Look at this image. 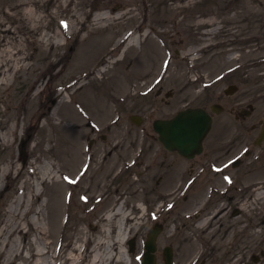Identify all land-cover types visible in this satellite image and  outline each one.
Masks as SVG:
<instances>
[{
  "label": "rangeland",
  "instance_id": "rangeland-1",
  "mask_svg": "<svg viewBox=\"0 0 264 264\" xmlns=\"http://www.w3.org/2000/svg\"><path fill=\"white\" fill-rule=\"evenodd\" d=\"M2 40V60L22 70L0 77L11 75L12 82L0 85V138L9 136L7 143L0 139V239L9 205L23 196L17 216L30 217L23 223L27 245L47 230L53 255L67 256L66 245L75 244L77 264H84L91 247L85 238L108 236L102 218L121 208L129 217L117 219L125 228L117 238L127 253L123 262L141 264L158 220L152 212L162 214L164 203L178 197L172 192L181 188L178 174L189 163L164 159L153 122L217 102L226 109L215 115L197 168L220 156V144L233 146L218 162L249 146L252 154L243 161L251 166L230 171L240 172L250 189L215 194L205 205L210 183L225 186L211 170L167 221L159 218L157 264H164L167 245L177 264H197L199 255L198 264H264V199L253 189L264 182V143L254 144L264 120V0H0ZM229 85L237 89L227 95ZM133 115L142 116L141 126ZM85 192L88 204L80 198ZM235 195L244 197L228 202ZM197 209L200 223L181 217ZM203 222H210L206 231Z\"/></svg>",
  "mask_w": 264,
  "mask_h": 264
},
{
  "label": "bare ground",
  "instance_id": "bare-ground-1",
  "mask_svg": "<svg viewBox=\"0 0 264 264\" xmlns=\"http://www.w3.org/2000/svg\"><path fill=\"white\" fill-rule=\"evenodd\" d=\"M35 25L36 24H34V26ZM5 32L9 31L5 30ZM3 41L4 40L0 41V48L3 46V43H1ZM3 56V50H0V77L5 75V73L12 71V68H9L8 63L5 62V60H2ZM14 67H17V69L15 70L14 68L13 71L10 72L11 75H15L18 71L22 70V67ZM11 75L8 77L7 74L2 80L0 79V85L3 86V84H7L8 86H11L12 82H9ZM28 97L31 99V96L28 95ZM1 137L2 138L0 139L3 140L4 143H7L9 140V136L7 135L6 137L4 135ZM41 174L42 181L44 182L47 180L48 173L46 174L44 170V172ZM255 195L260 199H264V182H258V192ZM36 197L38 198L39 195H36ZM23 198V196H18L11 202L7 209L8 220L1 227L3 237L0 239V252L3 255V264H12L13 262H16L17 258H21V261H17L16 264H77V258H75L73 254L75 252L74 250L77 248V245H66V247H69L67 256L60 253L59 255H53L52 247L50 248L52 242L46 241L44 239L48 235L47 230L43 232L44 234H42L43 236L41 237L37 233L33 234L32 239H34V242L32 241V243L34 245H27L28 232L26 231L24 224L30 221V217L27 218L28 213H25L23 214V217L18 220L19 216H17ZM26 210L27 208L24 209V212ZM121 210L122 209L119 208L117 211L115 210V213L110 212L108 216L102 218L104 219V232L106 233L105 235L108 236H104L103 238L95 237L94 239H90L88 237L85 238L87 246L90 244L91 247L89 252L83 254L81 257V260L84 259V264H124L123 261L126 259L127 253H123V251L120 249V241H118L117 238H121L119 231L123 232L125 228L122 225L119 227L117 219L125 217L126 220H128L129 217H127V215ZM218 213L219 212H216L217 215ZM208 223L209 222H203L199 226L201 228H205ZM38 224L36 223V225ZM24 235L26 236V239L24 238ZM63 237L65 238V236ZM57 246L58 241L55 244V247ZM55 251L57 253V250ZM57 257L58 259H56ZM78 259H80V257Z\"/></svg>",
  "mask_w": 264,
  "mask_h": 264
},
{
  "label": "water",
  "instance_id": "water-1",
  "mask_svg": "<svg viewBox=\"0 0 264 264\" xmlns=\"http://www.w3.org/2000/svg\"><path fill=\"white\" fill-rule=\"evenodd\" d=\"M213 109L220 113L222 108L214 106ZM160 122L156 123V129L161 133L165 143L175 141L181 152L191 154L193 151L201 150L202 140L211 128L212 119L205 110L198 108L183 111L173 120ZM159 231V228H155L150 234L144 264H155L153 252L156 250V237ZM169 252L170 249H167V264L172 262V255Z\"/></svg>",
  "mask_w": 264,
  "mask_h": 264
},
{
  "label": "flooded vegetation",
  "instance_id": "flooded-vegetation-1",
  "mask_svg": "<svg viewBox=\"0 0 264 264\" xmlns=\"http://www.w3.org/2000/svg\"><path fill=\"white\" fill-rule=\"evenodd\" d=\"M201 164H202V163H201ZM201 164H199V167L201 166ZM201 167H203V166H201ZM201 167H200V168H201ZM190 169H191V170L193 171V173L195 174V186H197V157L193 160L192 165L190 166ZM233 188L235 189V191L239 192V190H238V186H237V185L234 186ZM233 188H231L229 191H232ZM239 193H243V191H242V192H239ZM243 197H244V195L241 196L240 198H239L238 196L235 195L234 198H229L228 202L233 201V200H236V202H237V198L240 199L239 202H241V201H242L241 199H243ZM195 199H197V195H196ZM196 217H197V216H196Z\"/></svg>",
  "mask_w": 264,
  "mask_h": 264
}]
</instances>
